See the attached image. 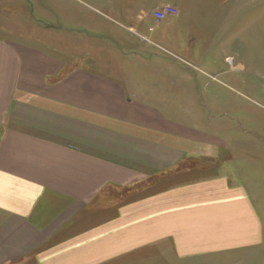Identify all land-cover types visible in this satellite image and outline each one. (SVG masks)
Returning <instances> with one entry per match:
<instances>
[{
	"label": "crops",
	"instance_id": "obj_1",
	"mask_svg": "<svg viewBox=\"0 0 264 264\" xmlns=\"http://www.w3.org/2000/svg\"><path fill=\"white\" fill-rule=\"evenodd\" d=\"M87 2L132 35L102 60L0 39V264H264V154L234 166L264 139L206 80L250 67L264 0Z\"/></svg>",
	"mask_w": 264,
	"mask_h": 264
},
{
	"label": "rangeland",
	"instance_id": "obj_2",
	"mask_svg": "<svg viewBox=\"0 0 264 264\" xmlns=\"http://www.w3.org/2000/svg\"><path fill=\"white\" fill-rule=\"evenodd\" d=\"M92 6L94 4L87 0H0V39L25 42L32 47L45 50L50 56L55 55L72 64L88 61V54L94 58L92 60H102V56H105L102 48L117 50L118 43H124L122 40L131 34L116 20L92 12ZM258 26L255 20L254 34L249 36L251 56L250 67L246 72L227 67L229 76H221L208 68H203L208 69L214 77L206 79L209 82V91L228 97L229 100L224 99L227 103L224 108L228 107L227 110L233 111L232 105L228 103L237 97L239 104L234 108L236 109L238 105L244 109L248 108L253 115V121L246 123L244 120V124L247 129H251L256 142L264 139V29ZM238 39L236 44L241 48L242 38ZM201 55H205V52ZM218 55L221 57V54ZM116 58L120 59L117 55ZM120 60L123 61L124 58ZM189 69L197 74L200 72L199 68ZM193 101L197 104L200 102L199 99ZM207 101L209 98L205 99L206 104ZM200 105L206 108L204 103ZM175 106L177 107V104ZM263 149L255 147V151H242L243 157L238 156L240 161L234 163V166H243V158L262 160ZM254 165L262 166L258 161H255ZM239 172V169H234V178L241 177L238 176Z\"/></svg>",
	"mask_w": 264,
	"mask_h": 264
},
{
	"label": "built area",
	"instance_id": "obj_3",
	"mask_svg": "<svg viewBox=\"0 0 264 264\" xmlns=\"http://www.w3.org/2000/svg\"><path fill=\"white\" fill-rule=\"evenodd\" d=\"M177 14L178 9L170 4L161 5L155 11V16L160 20L167 16H176Z\"/></svg>",
	"mask_w": 264,
	"mask_h": 264
}]
</instances>
